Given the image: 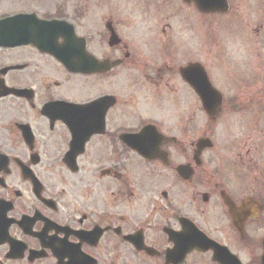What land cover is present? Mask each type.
I'll return each instance as SVG.
<instances>
[{"label": "flooded vegetation", "instance_id": "1", "mask_svg": "<svg viewBox=\"0 0 264 264\" xmlns=\"http://www.w3.org/2000/svg\"><path fill=\"white\" fill-rule=\"evenodd\" d=\"M18 15L62 25L58 56L0 49V264H264V0L0 5ZM213 19L256 79L214 84Z\"/></svg>", "mask_w": 264, "mask_h": 264}, {"label": "water", "instance_id": "2", "mask_svg": "<svg viewBox=\"0 0 264 264\" xmlns=\"http://www.w3.org/2000/svg\"><path fill=\"white\" fill-rule=\"evenodd\" d=\"M188 1V0H186ZM196 4L206 13L224 12L227 8V0H195ZM31 16L19 15L13 18H6L0 21V48H10L24 45H34L41 52L48 53L52 56H58L54 46L56 37L51 36L48 32L57 30L62 23L34 21L37 24V31H44L46 34L30 35L23 34L27 31L24 24L28 22ZM207 94L214 90L207 78L205 84Z\"/></svg>", "mask_w": 264, "mask_h": 264}, {"label": "rangeland", "instance_id": "3", "mask_svg": "<svg viewBox=\"0 0 264 264\" xmlns=\"http://www.w3.org/2000/svg\"><path fill=\"white\" fill-rule=\"evenodd\" d=\"M60 0H46L47 4V9L50 11H53L55 6L58 4ZM9 2L11 0H0V5L1 8H6L7 5H9ZM211 20V19H210ZM222 22L225 23L226 25H229L231 23V18H223ZM215 25V20L213 19L212 22L208 21V29H207V39L206 42L210 46H208V51H207V58L212 59L214 63L210 65L209 67V72L211 74L212 81L214 82L215 85H218L224 89L228 88V85L234 82L232 79L233 78H244L246 80H254L256 78V72H253L254 70L242 63V64H235L232 59V56H229L226 58L224 54H221V59L216 55V50H215V45H216V37L218 35V27L217 31L214 27ZM214 47V49H213ZM213 50V52H211ZM220 62H218L219 60ZM223 62H225L223 64ZM230 68V70H229ZM259 74L261 72H264V70H259ZM259 77H263L262 75H259ZM242 80V79H238ZM236 80V81H238ZM237 85V84H233Z\"/></svg>", "mask_w": 264, "mask_h": 264}]
</instances>
